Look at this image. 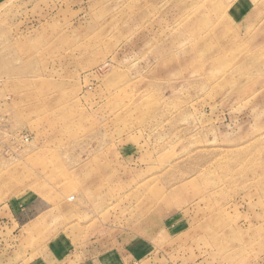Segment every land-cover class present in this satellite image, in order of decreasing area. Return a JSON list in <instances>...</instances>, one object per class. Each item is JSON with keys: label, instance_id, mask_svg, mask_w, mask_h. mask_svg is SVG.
Here are the masks:
<instances>
[{"label": "rangeland", "instance_id": "obj_1", "mask_svg": "<svg viewBox=\"0 0 264 264\" xmlns=\"http://www.w3.org/2000/svg\"><path fill=\"white\" fill-rule=\"evenodd\" d=\"M0 216L17 260L264 264V0H0Z\"/></svg>", "mask_w": 264, "mask_h": 264}, {"label": "crops", "instance_id": "obj_2", "mask_svg": "<svg viewBox=\"0 0 264 264\" xmlns=\"http://www.w3.org/2000/svg\"><path fill=\"white\" fill-rule=\"evenodd\" d=\"M5 214L6 216L10 215L9 212L8 214L7 212H5L3 215L5 216ZM10 219L12 222V226L14 225V223L15 225H17V227L18 226L22 227V225L24 226V223H22L18 219V215L16 214H11ZM0 227L3 228L2 225ZM0 232H1V229H0ZM143 244H144L143 248L139 249V252L136 253L135 250L132 251L131 255L129 256V261L136 260L135 259L136 255L138 256L142 255L144 258H146L145 261L147 260V244L146 242H144ZM15 247H16V244L12 243L9 246V243L7 241L2 240V239L0 240V264H121V262L117 260L115 261V259L112 262L109 261V258L105 257L104 253H103V256L102 255L98 257L92 256L90 253L94 251L93 250L94 248H89V246L86 244H81L77 248H75L73 244H71L69 248L67 247L65 248L64 252L61 254V257H59V259L48 258L46 260H39V259L17 260L12 257H9L7 250L13 249ZM133 248H135V244L133 245ZM123 260H125L123 264L126 263V258H124ZM129 264H132V263H129ZM133 264H136V262H134Z\"/></svg>", "mask_w": 264, "mask_h": 264}]
</instances>
